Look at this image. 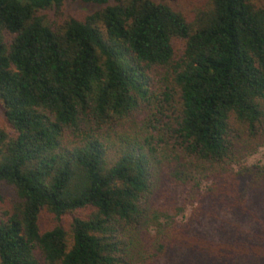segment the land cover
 Instances as JSON below:
<instances>
[{"label": "trees", "instance_id": "trees-1", "mask_svg": "<svg viewBox=\"0 0 264 264\" xmlns=\"http://www.w3.org/2000/svg\"><path fill=\"white\" fill-rule=\"evenodd\" d=\"M72 2L0 0V264H264V0Z\"/></svg>", "mask_w": 264, "mask_h": 264}, {"label": "rangeland", "instance_id": "rangeland-1", "mask_svg": "<svg viewBox=\"0 0 264 264\" xmlns=\"http://www.w3.org/2000/svg\"><path fill=\"white\" fill-rule=\"evenodd\" d=\"M152 1L164 3L169 7H171L173 10L183 14L186 17L192 16L194 12L206 2V0H152ZM261 2L262 0H259L258 3ZM88 11L89 9H87L86 7L81 6L77 3H73L72 0H66L64 17L80 18L83 15L87 14ZM0 127L6 128V123L4 121L1 111H0ZM253 165H264V147L259 148L255 154L247 157L243 161V166L245 167H251ZM1 196L2 199L0 200V215L1 213L10 209L11 202L14 199V192L11 187L3 186L1 188ZM190 212H191V207H186L183 211L174 214L175 216L174 220L177 223H183L185 219L190 215ZM49 221H50L49 218H46L45 216L42 217L40 220L41 228L42 229L46 228L47 225L49 224Z\"/></svg>", "mask_w": 264, "mask_h": 264}]
</instances>
